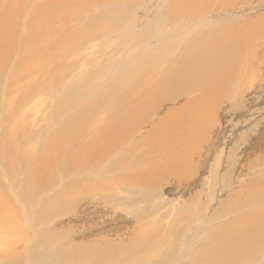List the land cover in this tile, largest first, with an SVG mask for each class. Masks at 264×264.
<instances>
[{"label":"bare ground","instance_id":"bare-ground-1","mask_svg":"<svg viewBox=\"0 0 264 264\" xmlns=\"http://www.w3.org/2000/svg\"><path fill=\"white\" fill-rule=\"evenodd\" d=\"M138 1L0 0V264H152L174 251L182 264L264 261L262 168L236 195L238 214L224 226L192 235L194 224L202 225L200 214L180 206L182 218L196 220L167 231L165 220L152 218L165 204L151 205L127 241L135 249L120 237L94 239L87 251L56 243L89 224L91 209L136 208L161 199L172 179L187 191L200 187L202 181L193 186L196 160L207 170L214 150L202 149L231 102L243 61L258 47L262 18L234 22L233 1H169L160 22L216 21L205 20L206 31L186 40L190 30L178 41L166 30L154 31L156 15ZM42 97L55 100L42 105ZM76 213L83 219L71 222L69 232L57 228ZM80 238L86 237L74 232L70 241ZM157 244L147 259L141 251Z\"/></svg>","mask_w":264,"mask_h":264},{"label":"rangeland","instance_id":"rangeland-1","mask_svg":"<svg viewBox=\"0 0 264 264\" xmlns=\"http://www.w3.org/2000/svg\"><path fill=\"white\" fill-rule=\"evenodd\" d=\"M169 1L171 0L138 1L140 9L145 8L149 12V14L152 15V18L155 17L153 15H156V21L153 25L154 31H157L158 33L163 32L164 30L168 31L170 33L169 40L172 37H174L173 41L182 40L185 36L188 35V32L190 30L192 31V34L187 36L186 40H192L194 39L193 36L196 33L207 30L208 26L206 27L205 20L211 23H216V21L212 18H205L202 21L190 20L185 24L180 23L176 24L175 26L160 22L165 20L161 11H165V8L168 6ZM227 1L234 2V22H243L248 18H256L257 16L262 18V22L260 23L261 37L258 38V40L255 42V44H258L256 52H253L252 55H247L246 61H243V68L237 75L238 77L236 78V82H234V90L232 89L233 93H231L229 97V101L231 102L224 104L223 112L218 115V127L214 128L211 134V138H213L212 141L206 144L202 149H205V151L208 149L214 150V154L208 163L207 170H205V168L202 169V160H196V163L200 165L195 164L196 167L194 168V171L196 176L194 178V181L196 183L193 181V186L198 185V182L201 181L203 182V184L193 191H191L192 189H189L187 191L188 188L185 189L186 187L183 188V186V189L179 188L178 183H176V181L172 179L168 180L169 182L167 181L168 183L166 182V185L162 188L161 193L163 196L161 199H157L151 202H146L145 200H143L142 203L136 208L132 206L126 209L105 208L98 209L99 211L94 213H92L94 209H91L86 216L89 224H81L79 227H75L70 231L71 235L72 233L76 232V236L81 237L84 235L86 237L84 239H77L76 241H70L71 235L70 233H67L70 230L69 225L71 224V222H77L83 218L82 216L80 217L79 213H76L77 215L70 214L66 218H62L65 224L61 227H57L58 229L64 228L63 232L67 231L66 233L67 237H69V240L66 239L65 242L59 241L56 243H60L63 245L66 243H70L72 245L71 248L74 247L72 249H75L77 247V249H80V251H87L88 247L94 244L97 239L98 241H101V239L105 238L106 236L107 239L111 238L109 240L112 241L118 240L120 237L122 241L121 243L127 245V248H131V246H129L128 244H130L135 237L136 232L134 234L133 231L134 227L136 226L138 215L142 214V210L146 207L152 208V206H160L164 204L165 205L161 210L152 212V218L165 220V222L168 223L166 227L167 231H169L171 226L178 227L179 225L184 224L188 225L189 227L192 220H202L201 226H199L201 221H199L198 225L197 223L194 224L193 227L195 228H193V231L191 232L192 235H199L201 231H206L207 229H209V226H224V224L229 221V216L230 218H234V215L238 214L235 213L237 210L234 209V200L237 197L236 195H238L240 192L242 193V191L246 189V181L252 179L255 175H258L262 169H264V0ZM138 13L139 16H142L140 11ZM216 17L217 16H214V19ZM122 25L126 26L127 24L125 23V25ZM156 28H158V30ZM141 29L139 28L137 30L141 31ZM184 30H186V32ZM112 42L118 44L119 39L112 40ZM151 43L154 46V40H151ZM254 54L257 55V60L254 58ZM80 86H84V84L79 85L78 87ZM81 90L88 91L89 87H82ZM54 100L50 98L47 99L46 97H42L40 99V101H43L42 105L47 104L46 102L50 104ZM233 106L234 108H232ZM226 108H232V112L230 115H227ZM48 115L49 111L44 110L42 116L46 119L48 118ZM225 174H228V177ZM184 191L188 193H185ZM227 191H229L230 193ZM120 194L121 196H123L124 193ZM137 198L139 197L137 196ZM197 202H200V206ZM180 206L191 213L194 210L193 214L195 216H199L200 214L199 217L201 218L198 217L196 219H193L192 216H188L189 218H182L180 216V211L178 210V207ZM173 207L177 208L176 213H174ZM170 215L171 218L175 220V223H170ZM75 225H77V223H75ZM203 228H205L206 230ZM148 229L149 227H146L144 231L146 230L145 232H147L149 231ZM42 231L43 229L41 227L38 231V234H43ZM91 231L95 232V235L87 237L86 234L90 233ZM29 232H31V230H29ZM101 236L102 238H100ZM130 239L131 242L129 241V243H127V241ZM71 242H75V244L73 245ZM202 243L203 241H201V238H198V245ZM31 244L35 246L36 250L40 248V246L36 245L37 242L35 240H33ZM102 245L103 247H105L104 243ZM160 245L161 244L155 245V248L151 246L152 249L149 248L148 251L145 250L146 253H144L143 250L141 252L142 254H146L148 256L147 259H150L155 256L154 254L157 253L156 251H158ZM67 246L68 244H66V247ZM181 246L185 245H177L179 249L181 248ZM68 248H70V246H68ZM133 248L135 249L136 246H133L131 249ZM155 259H164L168 262V264H171V261L173 259H176V261L180 260L182 264L181 258L178 257V253L175 251L171 254H167L165 252V254ZM155 259L152 260V264H154ZM128 262L129 264H133L132 260H128ZM260 263L264 264V261L260 259L254 264ZM142 264H146V262L143 261Z\"/></svg>","mask_w":264,"mask_h":264}]
</instances>
